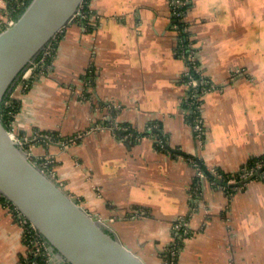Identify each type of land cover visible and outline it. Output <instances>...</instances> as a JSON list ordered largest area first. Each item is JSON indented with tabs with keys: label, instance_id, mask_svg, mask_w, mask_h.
<instances>
[{
	"label": "crops",
	"instance_id": "obj_1",
	"mask_svg": "<svg viewBox=\"0 0 264 264\" xmlns=\"http://www.w3.org/2000/svg\"><path fill=\"white\" fill-rule=\"evenodd\" d=\"M21 2L0 0V28ZM186 4L180 19L170 0H88L51 69L10 91L21 101L14 132L48 134L26 144L33 158L50 159L61 186L147 264L168 261L180 219L177 264H264L262 172L243 185L196 180L201 164L233 175L264 154V0ZM185 44L210 82L204 142ZM29 251L0 201V264H25Z\"/></svg>",
	"mask_w": 264,
	"mask_h": 264
},
{
	"label": "water",
	"instance_id": "obj_2",
	"mask_svg": "<svg viewBox=\"0 0 264 264\" xmlns=\"http://www.w3.org/2000/svg\"><path fill=\"white\" fill-rule=\"evenodd\" d=\"M84 0H30L0 31V194L14 204L48 244V264H147L102 219L31 159L2 119V104L24 69L81 11ZM257 170L242 181L258 176Z\"/></svg>",
	"mask_w": 264,
	"mask_h": 264
},
{
	"label": "built area",
	"instance_id": "obj_3",
	"mask_svg": "<svg viewBox=\"0 0 264 264\" xmlns=\"http://www.w3.org/2000/svg\"><path fill=\"white\" fill-rule=\"evenodd\" d=\"M170 5L172 8V11L174 15L180 19H183L184 16L187 13L186 10V0H170ZM81 14V11L79 12ZM16 18H12L8 20L5 24L1 26V28H4L8 25H11L14 23ZM51 44V42H50ZM50 44L47 45V48L43 51L41 55L38 56V58L27 68L25 69L20 77V81L23 83L30 80L32 77V73H34L36 70L39 69L41 72H47L48 69H51L52 63H49L47 60L50 58L52 55L51 50H48L50 48ZM53 51V50H52ZM183 55L184 57L187 58L188 60V70L186 72L187 79H188V84L191 86L192 93L190 95V99L192 102V109H193V127L197 136V139L200 142H204L205 138V125H204V118L201 112L202 108V99H203V92L208 87L209 81L208 79L204 76L200 65L198 63V58L196 55V52L194 49L189 45L185 44L184 50H183ZM44 70V71H43ZM9 103V102H8ZM14 121H12V127L10 128L11 132H14ZM15 133V132H14ZM14 139H16L22 146H24L26 149L30 151V156L31 159L36 162L39 166L42 167L43 170H45L48 174H50L52 177L55 178V174H53V171L49 167L50 159L45 158V157H40V158H33L32 152L30 148L27 147V143L30 142L31 140H36L38 138H42V135L38 132L32 137L28 136H19L15 133V135H11ZM45 163V164H44ZM200 167V166H199ZM260 167V168H259ZM259 168V169H258ZM263 169L262 168V163L257 164V166L253 168H247L245 167L243 170L239 171L238 177L230 176L228 179V182H239L247 178L248 176L252 175L255 173L257 170ZM212 173L217 174L219 177V180L224 179V175L219 173L217 169L212 168L209 169ZM262 170V171H263ZM198 175L203 177L205 176V172L203 169L200 167L198 170ZM1 197H4L3 195L0 194V201ZM7 203L6 205L10 208V210L14 213L16 218L19 220L21 225L24 227V234L25 238H29L30 243L34 244L33 247V254H41V253H46L48 251V244L43 238V236L39 233V231L29 222L24 215L20 212V210L11 202H9L6 199ZM188 232V223L187 221H184L183 219H180L177 224H176V233H175V240L174 243L170 246L168 249V256L170 257L169 260L167 261V264H177L175 262L176 257H178L181 249V244L179 239H181L180 236L185 235ZM188 235V234H187ZM31 252V250H30ZM172 256V257H171Z\"/></svg>",
	"mask_w": 264,
	"mask_h": 264
},
{
	"label": "trees",
	"instance_id": "obj_4",
	"mask_svg": "<svg viewBox=\"0 0 264 264\" xmlns=\"http://www.w3.org/2000/svg\"><path fill=\"white\" fill-rule=\"evenodd\" d=\"M22 1L23 2H21L20 4L14 5L13 15L15 16V18H17L22 13V11L26 7V5L30 2V0H22ZM87 1L88 0H84L83 5L85 7H87L86 6ZM89 19H91V18L90 17H87L85 20L89 21ZM0 31H1V28H0ZM61 35H62V31L61 32H58V34L54 37L55 38V41H56L55 42V48L53 50L52 55L47 60L49 63H53V61H54V56L56 54L57 45H58V42H59V39H60ZM57 39H58V41H57ZM8 100H9V103L7 102ZM20 106H21V101L19 99H17V98L10 97V94L4 99V102L2 104L1 113H2L3 122L8 127V129H10L12 127V121H14L15 116H16V113L19 111ZM42 139L40 137V140H42ZM259 163H262V168H264V154L261 155L258 158L252 159L248 163L247 168H253V167L257 166V164H259ZM201 168L205 172V176L206 177L210 178L213 181H219V177H218L217 174L212 173L208 168H206L202 164H201ZM218 172L224 175V180L225 181H228V179L230 178V176H233V175H234V177H236V175L238 177V173H239V172H237V173H235L233 175H230V174H226L225 172L220 171V170H218ZM261 177L264 178V170L258 176V178H261ZM198 179H199V176H197L196 180H198ZM1 201H3L4 204L7 203L5 197H1ZM28 239L29 238L26 239V243L29 246V249L31 250V252L30 251H29V253L27 252V258H26V263L25 264H48V256L46 255V253H44V252L41 253V254H33L32 253L34 244L30 243V240H28ZM162 256L165 259V255L162 254ZM177 258L178 257H176V259H175V262L176 263H177ZM165 264H167V262Z\"/></svg>",
	"mask_w": 264,
	"mask_h": 264
},
{
	"label": "rangeland",
	"instance_id": "obj_5",
	"mask_svg": "<svg viewBox=\"0 0 264 264\" xmlns=\"http://www.w3.org/2000/svg\"><path fill=\"white\" fill-rule=\"evenodd\" d=\"M57 41H58V39H57ZM55 38L51 41V44H50V48L48 49V50H51V53H53V51L52 50H54V48H55ZM29 67V66H28ZM27 67V68H28ZM26 68V69H27ZM50 69V68H49ZM48 69V70H49ZM44 71V70H43ZM42 74H45V71L44 72H41V71H39V69L38 70H36L34 73H32V77H31V80L35 77V79L37 78V77H40ZM209 81V80H208ZM11 93V92H10ZM10 97H13V93H11L10 94ZM7 102H9V100L7 101ZM46 135V136H45ZM44 136H42V138H45V139H48V137H49V135L48 134H45ZM45 164V163H44ZM199 176V175H198ZM199 177H201V176H199ZM46 255L47 256H49L50 254L49 253H47V251H46ZM172 257V256H171ZM170 258V257H169ZM48 259H49V257H48Z\"/></svg>",
	"mask_w": 264,
	"mask_h": 264
},
{
	"label": "bare ground",
	"instance_id": "obj_6",
	"mask_svg": "<svg viewBox=\"0 0 264 264\" xmlns=\"http://www.w3.org/2000/svg\"><path fill=\"white\" fill-rule=\"evenodd\" d=\"M82 6H83V5H82ZM14 22H15V21H14ZM11 25H12V24H11ZM8 26H10V25H8ZM8 26H6V27H8ZM6 27L1 28V30L5 29ZM49 44H50V43H49ZM46 48H47V46L45 47V49H46ZM45 49H44V50H45ZM44 50H43V51H44ZM43 51L40 53V55L43 53ZM37 58H38V57H37ZM35 60H36V59H35ZM35 60H34V61H35ZM34 61H33V62H34ZM33 62H32V63H33ZM32 63H31V64H32ZM31 64H29L28 66H30ZM28 66H27V67H28ZM27 67H26V68H27ZM26 68H25V69H26ZM25 69H24V70H25ZM8 94H9V93H8ZM8 94H7V95H8ZM6 97H7V96H6ZM9 132H10L11 135H15L13 132H11L10 129H9Z\"/></svg>",
	"mask_w": 264,
	"mask_h": 264
}]
</instances>
